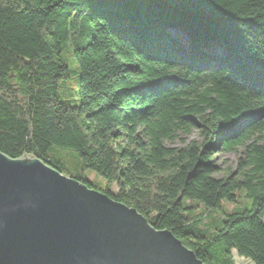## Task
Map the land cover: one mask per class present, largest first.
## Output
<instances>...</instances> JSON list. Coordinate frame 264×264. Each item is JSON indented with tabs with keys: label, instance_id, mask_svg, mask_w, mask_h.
Returning <instances> with one entry per match:
<instances>
[{
	"label": "trees",
	"instance_id": "1",
	"mask_svg": "<svg viewBox=\"0 0 264 264\" xmlns=\"http://www.w3.org/2000/svg\"><path fill=\"white\" fill-rule=\"evenodd\" d=\"M263 116L264 0H0V151L64 174L76 151L106 185L73 177L205 264H264ZM192 128L202 141L165 144ZM243 144L241 176H217ZM242 191L252 206L223 217Z\"/></svg>",
	"mask_w": 264,
	"mask_h": 264
},
{
	"label": "water",
	"instance_id": "2",
	"mask_svg": "<svg viewBox=\"0 0 264 264\" xmlns=\"http://www.w3.org/2000/svg\"><path fill=\"white\" fill-rule=\"evenodd\" d=\"M0 264H205L171 230L41 158L0 151Z\"/></svg>",
	"mask_w": 264,
	"mask_h": 264
},
{
	"label": "rangeland",
	"instance_id": "3",
	"mask_svg": "<svg viewBox=\"0 0 264 264\" xmlns=\"http://www.w3.org/2000/svg\"><path fill=\"white\" fill-rule=\"evenodd\" d=\"M70 65H71V75L76 76V72L74 71L75 67L72 64V62H70ZM263 121H264V116H263ZM259 134L260 132L258 131L252 134L250 139L247 140V143H250L253 139L259 137ZM192 140L202 141V134L199 128H192L189 133H184L182 130H179L176 132L174 138L166 139L165 144L169 147L179 148V147H183L184 145L188 144ZM260 143H263V140H261ZM245 150H246V145L243 144V145L237 146L235 150H231V151L222 150L218 152L215 157H216L218 164L222 168V170L221 172L217 173V176H222L225 174H231L236 177L241 176L242 170L239 165V162H240V159L245 157ZM62 157L65 163V166L68 169L66 171V174L68 176H78L80 174L82 176L89 178L90 180L95 182L97 185H100V186L106 185L105 179L100 177L92 169L83 170L80 168V159L76 151L72 149H66L63 151ZM195 204L196 203L193 202V205ZM251 206H252V200L250 198H247L245 196V192L242 191L240 192V197L237 203H231V202L225 201L222 203V209L218 211L224 217L225 216L224 213L236 212L243 208H249ZM194 213H197L199 215L201 214L203 216L202 220L207 221L211 218L213 214V210H207L202 204H199L198 207H196ZM232 254H233L236 264H253V262L250 261L249 259L239 256L235 250L232 251Z\"/></svg>",
	"mask_w": 264,
	"mask_h": 264
}]
</instances>
